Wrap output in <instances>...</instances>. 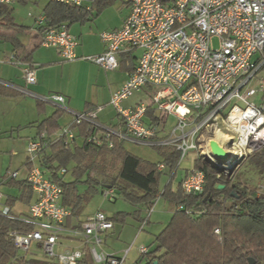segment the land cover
<instances>
[{"label":"built area","instance_id":"built-area-1","mask_svg":"<svg viewBox=\"0 0 264 264\" xmlns=\"http://www.w3.org/2000/svg\"><path fill=\"white\" fill-rule=\"evenodd\" d=\"M12 1L0 0V7ZM44 1L82 7L96 0ZM120 1L129 8L121 28L100 33L103 53L81 58L112 71L119 66L120 54L140 51L132 72L108 102L115 110L117 125L99 122L102 106L74 112L66 108L61 95L40 96L0 81L1 85L40 103L57 106L71 118L69 124L52 136L42 133L27 142L31 167L25 180L35 199L28 206L27 216L18 219L33 229L27 233H9L15 247L24 255L36 245L46 258L57 264H79L86 252L94 264H124L130 249L121 256L102 249V236L113 228L112 221L102 212L88 217L77 227L65 226L70 211L61 203L62 188L46 170L34 165L41 152L53 143L61 141L72 147L81 140L99 146L105 141L112 147L116 139L150 148H174L179 153L176 168L188 152L195 151L197 158L228 177V169L235 163L233 171L264 149V0ZM36 23L41 25L43 17ZM40 45L54 48L64 61L78 59L75 53L78 41L65 26L43 30ZM10 60L20 67L27 85L36 83L31 64L14 54ZM141 92L146 101H138L129 108L121 106ZM255 98L259 99L254 101ZM170 117L173 123L169 125ZM84 125L89 136L80 138L79 127ZM209 140H214L230 156L226 163L220 164L210 155ZM156 169L162 172L165 166L159 163ZM66 173L67 169L61 168L56 176L62 178ZM17 178L18 172L6 174L7 180ZM203 185V173L191 171L181 180L179 188L186 195L200 194ZM101 193L104 198L114 200L113 189L104 188ZM6 201L7 197L0 192V216L16 219ZM153 207L147 210L142 227ZM177 210L183 207L178 206ZM62 239L78 241L79 247L58 253L55 250ZM138 252L142 256L148 249L140 246Z\"/></svg>","mask_w":264,"mask_h":264},{"label":"trees","instance_id":"trees-1","mask_svg":"<svg viewBox=\"0 0 264 264\" xmlns=\"http://www.w3.org/2000/svg\"><path fill=\"white\" fill-rule=\"evenodd\" d=\"M111 1L96 0L88 11L80 10L81 7L46 1L42 11L44 25L41 31L95 19ZM20 60L29 63L27 58ZM19 96L21 94L14 91L9 95ZM37 103L40 108L44 106L43 103ZM62 115L61 110H56L50 117L37 123L38 135L55 134L60 129L58 119ZM79 130V136H89L85 125L79 127ZM123 143L113 139L112 147H108L105 141L99 146L84 142L81 146L68 147L59 141L41 152L40 165L62 188V203L70 210L71 216H79L86 203L85 197L78 192L79 182L87 184L91 191H97V185L109 187L126 202L141 205L147 210L161 196L168 203L172 216L166 227L155 237V251L145 254L148 258L146 264H249L250 260L253 264H264V195H258L255 189L240 183L234 184L231 177L201 158L194 161L192 170L185 171L184 177L191 171L202 172V192L186 195L180 188L173 192L170 183L179 161V153L174 148H156L163 158L161 162L165 166L166 175L170 177V181L160 190V178L164 173L157 171V164L129 153ZM254 157L264 160V149L251 158ZM70 165H73L70 169L73 180L67 182L63 177L56 176L59 169H66ZM258 165L264 169V161H258ZM26 166L29 169L31 167L29 162ZM5 184L18 191L17 196L7 198L6 204L11 210L16 203L29 206L34 200L33 191L25 179H9ZM221 185L224 188L218 189ZM231 193L234 195L230 196ZM178 206H182L183 210H177ZM187 211L195 213L188 214ZM139 212L136 211L133 216L140 222L143 219L139 218ZM11 214L16 219L0 216V264L22 262L20 251L9 233H27L33 229L18 219L27 214L16 215L12 211ZM126 215L118 212L109 219L112 223L123 224ZM215 230L219 233L216 234Z\"/></svg>","mask_w":264,"mask_h":264},{"label":"rangeland","instance_id":"rangeland-1","mask_svg":"<svg viewBox=\"0 0 264 264\" xmlns=\"http://www.w3.org/2000/svg\"><path fill=\"white\" fill-rule=\"evenodd\" d=\"M45 1L43 0H31L27 3L26 6L16 5L17 11L21 19L30 21L29 15H31L30 8H33V4L41 5ZM36 4H34L35 7ZM40 7V6H39ZM129 13V8L123 4L120 0H112L109 5L99 14V18H95L89 24L87 28L90 35L86 38V43L88 48H95L100 43L99 35L104 31H109V28H106L107 25L117 23L120 19L126 14ZM24 22V21H23ZM106 26V27H105ZM11 31H17L14 27H5ZM32 30V29H31ZM39 37V42L41 37L37 31L32 30L28 33V37L34 39V37ZM19 37H23V34H18ZM38 41V40H36ZM38 42V43H39ZM82 44V42H81ZM214 47L217 46L216 41L213 43ZM11 44L9 42H0V72L3 73L9 72L13 73V68H19L17 65H14L11 57ZM140 55L139 50H135L132 54H125L122 57H119L121 61V67L115 70H103L99 66L90 63L88 61L78 58L73 61H64L60 60V64H57L55 67L50 68L51 77H59L61 71L66 70L68 66H72V72L77 75L78 80L73 81L69 84L70 89H76L77 85L86 79L88 75L90 80H94V85L96 88L90 89V95L94 93L98 95V101L101 104L108 102L110 94V88L114 83H117L122 74L126 72L127 65H133L137 63V58ZM81 65V67L77 64ZM73 64H75L73 66ZM8 66V67H7ZM79 68V69H78ZM20 74L19 77L23 80V75L21 69H18ZM6 74V73H4ZM3 78V77H2ZM259 98L253 99L254 101ZM147 98L144 93H135L132 97L121 103L123 108H129L138 101H146ZM35 99L23 95L18 99H10L0 97V191L4 195L17 196L18 191L10 188L8 185H1L6 174L11 172H18V180L24 176L25 164L29 162V155L26 151L27 140L29 136L32 135L31 129L27 126L30 123H35V119H40L37 112L34 109ZM51 107L47 106L46 115L51 112ZM65 116V115H64ZM65 117H62L60 120L62 125L65 123ZM115 116V110L110 105H105L103 111L99 114V120L106 125H113L117 121ZM37 120V121H38ZM169 125L173 123V118L170 117L168 121ZM33 138V137H32ZM31 138V139H32ZM124 148L131 154L146 160L150 163L158 164L161 163L162 157L156 150V148H150L147 146L137 145L129 142H124ZM263 158V157H261ZM197 159V152L190 151L186 157L180 162L178 175L184 172L185 170H192L194 161ZM258 161H264L258 159V157L250 158L247 161L243 162L238 166L236 170L229 171L228 175L231 177L233 183H240L242 186L255 189V192L258 195H264V169H260ZM34 165L45 170L39 161H35ZM73 165L68 166L67 173L64 175L65 181L69 182L73 180L70 169ZM85 179L82 178L81 181ZM168 178L166 173L161 175L160 178V190L163 189L164 185L167 183ZM175 181V180H174ZM173 183H176V181ZM78 192L80 195L85 197L86 203L84 205V215L87 213L102 212L106 216L112 217L118 212H124L128 215L125 216V221L123 224H115L114 233L112 236H109L107 242H103L102 249L105 251L106 248L110 247L111 249H125L133 243L134 237L137 238L135 244H132V248L129 251V256L124 264H128L130 259L137 257L138 247L145 246L148 249V253H153L156 249L155 237L158 235L169 223L172 216V211L168 206V203L163 197H158V200L155 202L153 210L147 219V222L142 225L143 220L147 218V209L141 205H132L126 202L118 193L114 190V200L110 201L109 198H104L102 195V190L100 186H96L97 191L89 190L87 184L79 182L77 183ZM89 190V191H88ZM16 211L26 212L27 208L21 203L15 204ZM136 211L139 212V218L143 219L142 221H137L133 216ZM131 214V215H129ZM140 227H142L140 229ZM119 234V237H118ZM33 246V245H32ZM31 246V251L27 255L29 258H38L41 260H49L46 258L41 251L33 252ZM57 252V249L55 250ZM23 253L20 252V255ZM34 256V257H33ZM31 262L30 264H33Z\"/></svg>","mask_w":264,"mask_h":264},{"label":"crops","instance_id":"crops-1","mask_svg":"<svg viewBox=\"0 0 264 264\" xmlns=\"http://www.w3.org/2000/svg\"><path fill=\"white\" fill-rule=\"evenodd\" d=\"M30 1L31 0H23V1L22 0H13L10 5L1 7V9H0V42L1 41L9 42L11 44V47H12L11 48V54L16 52L15 54H17L19 59H24V58L28 59L29 63L32 65V68L35 71L36 83L34 85H27L25 83V81L19 77L20 72L18 69L20 67L19 68H17V67L13 68L12 74L9 72H5V71H4V73H6V74H4L3 70H2V72H0V81L5 82L8 85H11L13 87L24 88V89L28 90L29 92L36 94V95H40V96H48L50 94L61 95L65 99L66 108H68L69 110L74 111V112H83V111H86L88 109H91V108H94L97 106H102L104 109V106L108 104L109 100L105 104H101L98 101L99 97L96 93H94L92 96L90 95V89L91 88L95 89L96 86L94 85V80L93 81L90 80L89 75L86 79H84V80L82 79V81L80 82V86L78 84L75 91L71 90L70 86H69V84L71 82L78 80L77 75H75L72 72V68H71L72 66H68V68L66 70L61 71L59 77L58 76L57 77L56 76L55 77L50 76L51 75L50 74V70H51L50 68L55 67L57 64H60L59 59L61 58V56L58 54V52L54 48H46V47L41 46L40 42H39V37L36 34L35 35L37 37H34V39H31L30 37H28L27 34L30 33L32 30L37 31L38 34L40 36H42L41 27L44 25V19H43V23L41 25H38L36 23V21L40 16H43L42 11H43V8L46 4V1L44 3H42L41 5H37V3H34V4H36L35 7L33 4V8H30V10H29V11H31V15H29L30 21L25 20V19H21L20 17H18L19 12L17 11L18 6H16V5L18 4L21 6H26L27 3ZM92 6H93V4H85L84 6L81 7L80 10H87L88 11L92 8ZM127 15H128V13H126L120 19L119 22L113 23L111 25H107V27L106 26L105 27L109 28V31H114V30L121 28V26H122L125 18L127 17ZM97 18H99V17H97ZM92 20H95V19H89L83 23H74V24L70 25L69 27H67L70 34L75 36L77 41H78V45L75 49V53H76L78 58H82L85 56L99 55V54L104 52L105 47H104L103 43L101 42L100 36H99V41H100L99 43L100 44L97 47L89 49L87 46V43H86L87 39L86 38L90 35L89 30L87 28L89 27L88 23H91ZM10 22H12V25H10ZM9 26L14 27L17 31L15 32V31H11V30L5 28V27H9ZM20 33L23 34V37H21V38L18 35ZM36 40H38V41H36ZM81 42H82V44H81ZM122 55H125V54H120L118 56V62H119L118 69L121 67V61L119 60V57L121 58ZM0 65H1V63H0ZM74 65L75 64H73V66ZM77 65H79L81 67L80 63ZM135 65L136 64H133V65L128 64L127 65L126 72L124 74H122L121 79L117 83H114L112 85V87L110 88L111 90L109 91V94L111 92L114 93L116 90H118L123 85V83L126 81V79L128 78L129 74L132 72L133 67ZM0 91H1L0 97H3V98L18 99V98L23 96V94L20 93L21 96H19V97H9L11 91H14L17 93H19V92L16 91L14 88L7 86V85H1L0 84ZM111 94H110V96H111ZM109 99H110V97H109ZM37 102L38 101L35 100L34 109L37 112V115H38V117H40V119L39 120L35 119L36 120L35 123H30L27 125L32 131V135L29 136L28 138L33 137L32 139H34L38 136V130H37V126H36L37 123H40L45 118L50 117L56 110H60L57 106L52 105V104H44V106L42 108H40L38 106ZM47 106H50L52 108L51 112L48 115H46ZM99 114H98V120H99ZM64 115L66 116V118L64 121L65 123L62 125L60 120L62 119V117H65ZM115 116H116V113H115ZM70 121H71L70 116L67 113L63 112V115L58 119V124H59L60 128H62L63 126L69 124ZM99 122L103 125H106L105 123L101 122L100 120H99ZM117 124H118V119L113 124V126L117 125ZM80 138H83V137L80 136ZM27 142H28V140H27ZM83 143L84 142H82L81 140H78V144L76 146H81ZM41 157H42V155H40L39 159ZM39 159H38V161H39ZM26 164H25V169H24L25 173L21 179H25L27 176L29 167L26 166ZM178 170H179V168L177 169L176 174L170 183V188L173 192H175L179 188V183L184 178V174L186 171L185 170L184 172H182L181 174L178 175V173H177ZM188 171H190V170H188ZM162 172L166 173V170H164ZM167 178H168V181H167V183H168L170 181V177L167 176ZM174 180L176 181V183H173ZM7 181L8 180H5V181L3 180L1 185H4ZM104 188H109V187H101V190H103ZM5 196L7 198L12 197V195H5ZM34 199H35V195H34ZM62 199H63V196L61 198V203H62ZM15 206L16 205H14L12 208V212L14 214H16V215L27 214L28 206H26V208H27L26 212L25 211L24 212H22V211L17 212ZM83 208H84V206H83ZM84 210L85 209H82V212L79 214V216H71V214H70L68 217H66L65 225L69 226L71 228L77 227L78 224L82 223L88 217L93 215V213H87L84 215ZM107 217L111 218L109 216H107ZM114 226H115V224L113 223V228L111 230H109L108 232H106L102 236L103 242L106 243L107 239H109V236H112V234L114 233ZM118 237H119V234H118ZM136 240H137V238L134 237L133 243H130V245L125 249V251L128 248L131 249L132 244H135ZM60 243H61V245H59L56 248L58 253L65 250V249H75V248L79 247L78 241H75V240L62 239L60 241ZM130 249H129V251H130ZM32 250H33V252L34 251L35 252L40 251V249L36 245L32 246ZM121 250H123V249H120V248L119 249H111L110 247L109 248L107 247L105 252L109 253V254H115L117 256H121L124 252ZM128 254H129V252H128ZM128 254L126 256L125 261L127 260L128 256H129ZM27 255H24V254L21 255L22 256V262L19 264H30L31 262H34L33 264H57L55 260H50V259L49 260H41L38 258H29V257H27ZM147 262H148V258L145 257V255L140 256L139 254H137V257H135L134 259L133 258L130 259L128 264H146ZM13 264H18V263H13ZM79 264H94V263L92 261V258L86 252L85 256L79 262Z\"/></svg>","mask_w":264,"mask_h":264},{"label":"water","instance_id":"water-1","mask_svg":"<svg viewBox=\"0 0 264 264\" xmlns=\"http://www.w3.org/2000/svg\"><path fill=\"white\" fill-rule=\"evenodd\" d=\"M207 148H208L210 155L215 159L216 162L220 164L226 163L228 159L230 158V156L224 151V149L219 147L214 140H209L207 142ZM231 160H233V158H231ZM234 165H236V163ZM233 166L229 168L228 170L232 171ZM223 188L224 186L222 185L218 187V189H223ZM233 195H234L233 193L230 194V196H233ZM249 262H250L249 264H253L251 260ZM154 264H157V263L155 262Z\"/></svg>","mask_w":264,"mask_h":264}]
</instances>
